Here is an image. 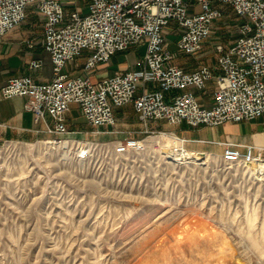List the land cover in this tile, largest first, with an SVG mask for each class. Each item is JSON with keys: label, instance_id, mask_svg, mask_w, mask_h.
<instances>
[{"label": "rangeland", "instance_id": "1", "mask_svg": "<svg viewBox=\"0 0 264 264\" xmlns=\"http://www.w3.org/2000/svg\"><path fill=\"white\" fill-rule=\"evenodd\" d=\"M86 4L71 9L86 14ZM218 21L211 34L232 45L236 19ZM172 30L163 33L174 42ZM102 71L98 64L90 74ZM68 121V129L86 127L74 113ZM161 138V153L176 159L172 140ZM158 139L149 138V163L139 164L105 163L98 152L89 163L63 161L42 145L31 155L0 151V264H264L257 164L209 155L177 165L155 150Z\"/></svg>", "mask_w": 264, "mask_h": 264}, {"label": "built area", "instance_id": "2", "mask_svg": "<svg viewBox=\"0 0 264 264\" xmlns=\"http://www.w3.org/2000/svg\"><path fill=\"white\" fill-rule=\"evenodd\" d=\"M74 3L75 0H0V38L19 26L27 7L35 5L43 18L42 47L52 68L49 82L36 83L29 76H20L0 87L2 99L25 97L24 109L32 112L35 120L48 116L46 132L50 137L33 142L2 141L0 151L31 155L42 145L46 155L59 153L63 161L89 163L92 154L98 152L105 163L121 165L130 157L139 164L149 163L151 137L160 138L155 150L166 157L161 153L164 135L176 141L168 146L176 159L166 158L183 165L188 163L183 156L190 151L183 147L182 139L166 132L146 131L140 139L129 137L112 142L72 138L74 133L65 124L69 105L78 107L95 133L100 127L115 124L114 107L129 103L142 122H184L191 127H214L264 115V0H87L86 14L77 7L71 9ZM223 5L230 7L238 22L234 43L215 46L219 73L214 74L206 66L186 72L171 64L164 29L171 24L177 38L175 48L183 54H194L209 37L213 22L221 18ZM139 44H144L143 56L137 63L140 69L92 81L90 71L98 64H105L116 52ZM81 57L83 72L69 78L64 72L66 63ZM28 66L37 68L39 62L31 60ZM211 79L215 87L209 108L201 107L190 92L174 94L170 102L164 100V93L169 91L188 87L203 90ZM149 82L156 85L155 90L145 89ZM139 86L142 91L135 96ZM220 157L244 167L264 162V158L251 153L250 147L242 155L225 147Z\"/></svg>", "mask_w": 264, "mask_h": 264}, {"label": "crops", "instance_id": "3", "mask_svg": "<svg viewBox=\"0 0 264 264\" xmlns=\"http://www.w3.org/2000/svg\"><path fill=\"white\" fill-rule=\"evenodd\" d=\"M221 11L222 16L219 19L223 17L236 19L229 6H221ZM237 22L236 19V28ZM42 23L43 18L38 14L35 5H29L21 24L0 38V87L6 81L20 76H29L36 83L50 81L52 68L48 54L42 47ZM218 23V20L214 21L211 29L216 28ZM221 36L216 37L211 34L201 42L200 49L196 53L183 54L175 48V41L172 42L165 35L166 45L172 57L170 63L186 72H193L202 66H206L211 68L214 74H218L215 46L219 44L225 46L223 43L227 42ZM28 43L31 44L30 47L27 46ZM172 43L173 45L170 46ZM226 44L229 45L230 43ZM141 45L143 48H140L137 53H133V47H131L112 55L107 63L102 64L103 77L140 69L141 66L137 63L144 53V44ZM82 59L83 57L66 63L64 72L69 78L76 77L83 72ZM31 60L38 61L39 66L29 68L28 64ZM110 63L113 65L112 67L109 65ZM90 75L93 82L100 79L93 76V74ZM214 87V81L211 79L206 82L203 90L188 87L182 91L166 92L163 97L166 102H170L174 94L190 92L201 107L209 108L212 106ZM145 89L155 90L156 85L149 82L146 84ZM141 91L142 88L139 86L134 95L138 96ZM25 100V97L19 96L9 99L0 98V143L2 141L33 142L50 137L46 132V125L49 124L48 116H45L44 120H35L34 114L24 109ZM112 112L115 124L98 128V133H95L96 130L89 127L85 120L84 125L86 127L84 129L73 130L67 128V130L74 133L73 135H93L96 138L93 140L109 142L120 141L129 137L140 139L146 131L166 132L182 139L183 147L194 156H198L194 153L221 156L225 147L236 150L242 155L250 147L254 156L264 158V115L249 121L223 123L214 127H191L184 122L176 125H169L164 120H146L142 122L131 103L114 107ZM70 113L83 118L78 107L75 104H70L69 111L65 116V124L66 122L69 123ZM161 136L164 137V135ZM173 142L176 143V141Z\"/></svg>", "mask_w": 264, "mask_h": 264}, {"label": "bare ground", "instance_id": "4", "mask_svg": "<svg viewBox=\"0 0 264 264\" xmlns=\"http://www.w3.org/2000/svg\"><path fill=\"white\" fill-rule=\"evenodd\" d=\"M205 158V157H203ZM200 157V159H203ZM183 159L186 160L188 159L187 161H190V160H198L197 156H194L192 155L191 153L187 152V156H183ZM257 164V167L256 169L254 170V175L256 176H261V179L263 178L264 176V162H259V163H256ZM260 164V165H259ZM260 180V179H259Z\"/></svg>", "mask_w": 264, "mask_h": 264}]
</instances>
